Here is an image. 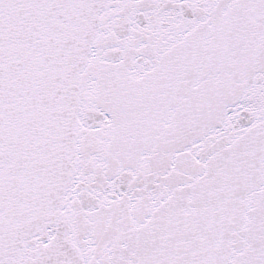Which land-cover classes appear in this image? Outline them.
Instances as JSON below:
<instances>
[{
	"label": "snow or ice",
	"instance_id": "obj_1",
	"mask_svg": "<svg viewBox=\"0 0 264 264\" xmlns=\"http://www.w3.org/2000/svg\"><path fill=\"white\" fill-rule=\"evenodd\" d=\"M0 264H264V0H0Z\"/></svg>",
	"mask_w": 264,
	"mask_h": 264
}]
</instances>
